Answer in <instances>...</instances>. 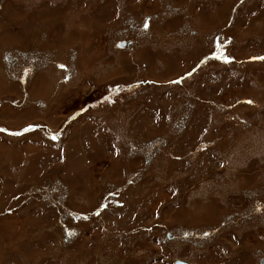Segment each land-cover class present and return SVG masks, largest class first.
Returning a JSON list of instances; mask_svg holds the SVG:
<instances>
[{"label":"rangeland","instance_id":"obj_1","mask_svg":"<svg viewBox=\"0 0 264 264\" xmlns=\"http://www.w3.org/2000/svg\"><path fill=\"white\" fill-rule=\"evenodd\" d=\"M262 256L264 0H0V264Z\"/></svg>","mask_w":264,"mask_h":264},{"label":"flooded vegetation","instance_id":"obj_2","mask_svg":"<svg viewBox=\"0 0 264 264\" xmlns=\"http://www.w3.org/2000/svg\"><path fill=\"white\" fill-rule=\"evenodd\" d=\"M254 264H264V256L255 259Z\"/></svg>","mask_w":264,"mask_h":264},{"label":"water","instance_id":"obj_3","mask_svg":"<svg viewBox=\"0 0 264 264\" xmlns=\"http://www.w3.org/2000/svg\"><path fill=\"white\" fill-rule=\"evenodd\" d=\"M176 264H188L187 262L181 261V260H177Z\"/></svg>","mask_w":264,"mask_h":264}]
</instances>
